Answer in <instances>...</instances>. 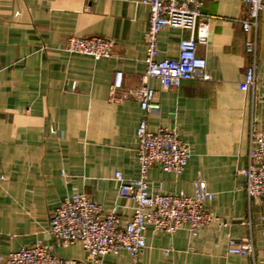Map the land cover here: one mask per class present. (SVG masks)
Instances as JSON below:
<instances>
[{"label": "crops", "instance_id": "0c3cea01", "mask_svg": "<svg viewBox=\"0 0 264 264\" xmlns=\"http://www.w3.org/2000/svg\"><path fill=\"white\" fill-rule=\"evenodd\" d=\"M211 17L205 59L209 81H183L163 89L145 79L144 35L149 10L135 0H0V256L41 241L58 257L90 264L79 244L56 246L47 234L49 214L74 193L88 196L104 213L116 208L127 224L135 203L115 173L137 176L135 131L145 117L150 131L174 130L192 158L179 177L152 167L150 191L193 194L205 182L213 194L207 211L219 223L196 238L148 227L141 264H264V206L248 200L240 171L247 166L249 135L264 131V11L259 13L255 90H243L248 57L240 0H202ZM264 3V0H263ZM69 36L112 40L108 59L62 50ZM188 30L165 27L159 58H176ZM122 88L114 90L116 72ZM154 90L158 110L143 114L139 92ZM251 240L253 256L227 253V240ZM101 264H130L107 255Z\"/></svg>", "mask_w": 264, "mask_h": 264}, {"label": "built area", "instance_id": "2783aa9c", "mask_svg": "<svg viewBox=\"0 0 264 264\" xmlns=\"http://www.w3.org/2000/svg\"><path fill=\"white\" fill-rule=\"evenodd\" d=\"M149 10L148 28L144 35L145 79H156L165 90L177 88L183 81H209L206 61L197 56L200 45H206L209 38L211 17L203 12L202 0H135ZM247 6L248 16L241 21L245 33L254 37L245 41L248 57L245 67L243 90H255L258 70L256 29L259 13L264 11L263 0H240ZM188 30L189 39H181L176 58H159L157 36L165 28ZM62 50L72 55H83L94 60L112 57L113 42L104 37L69 36ZM123 73H115L113 88H122ZM154 90L140 89V109L143 114L158 110L154 102ZM137 176L124 178L115 173L121 192L135 203L131 220L122 224L116 208L104 213L102 207L88 196L74 193L66 198L49 214L47 234L56 246L67 247L79 244L88 254L90 264H101L107 255L117 256L122 252L130 258V264H141L139 256L146 247L145 233L148 227L154 232L173 235L180 229L196 238L204 227L219 223L207 211L213 194L205 182H193V194L165 193L160 188L150 191L148 172L158 167L175 177L181 176L192 155L186 144L174 130L159 128L150 131L145 117L139 121L136 131ZM242 189L248 198L258 199L264 206V131H251L247 153V166L240 171ZM227 253L239 256H253L251 240L236 242L227 240ZM0 264H74L53 252L41 241L33 246L0 256Z\"/></svg>", "mask_w": 264, "mask_h": 264}]
</instances>
